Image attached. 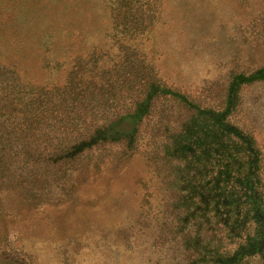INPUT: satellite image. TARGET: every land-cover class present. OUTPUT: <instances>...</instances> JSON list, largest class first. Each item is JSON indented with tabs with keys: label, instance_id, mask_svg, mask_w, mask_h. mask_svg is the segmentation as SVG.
<instances>
[{
	"label": "rangeland",
	"instance_id": "obj_1",
	"mask_svg": "<svg viewBox=\"0 0 264 264\" xmlns=\"http://www.w3.org/2000/svg\"><path fill=\"white\" fill-rule=\"evenodd\" d=\"M153 84L134 142L63 155ZM227 109L264 179V0H0V264H234L219 165L175 152Z\"/></svg>",
	"mask_w": 264,
	"mask_h": 264
},
{
	"label": "trees",
	"instance_id": "obj_2",
	"mask_svg": "<svg viewBox=\"0 0 264 264\" xmlns=\"http://www.w3.org/2000/svg\"><path fill=\"white\" fill-rule=\"evenodd\" d=\"M242 84L243 81L238 83L239 87ZM239 89L235 87L233 94L230 92L232 97L230 95L228 97L227 103L232 109L236 107ZM162 94L171 93L158 84H153L147 95L144 93L141 99L131 103L129 109L111 117L91 121L90 125L84 127L92 130L89 140L85 138L75 143L71 149L68 147L63 155L73 158L98 142L112 143L117 139L131 140V138L134 142L140 123L150 113L157 97ZM230 113L231 110L227 109L224 114L211 119V124L206 123L197 134L189 135L184 149L175 152L184 155L192 152L193 158L202 157V163H205L204 168L202 164V170L209 163L219 165L218 173L209 181H204L206 183L203 184L200 194L201 201L204 206L212 207L215 217L225 218L222 223L225 230L233 233L235 238H245L246 242L239 245L233 254V261L236 264L244 256L261 254L264 251V179L261 174L259 150L252 138H248L238 126L229 122ZM125 119L130 120L134 129L122 131L121 127ZM239 145L245 146L246 161H242ZM241 209H244L242 220L245 224L244 228L238 227V220L242 217ZM231 216L235 217V221H231L232 227H228Z\"/></svg>",
	"mask_w": 264,
	"mask_h": 264
}]
</instances>
